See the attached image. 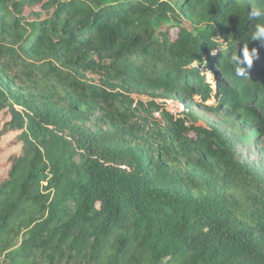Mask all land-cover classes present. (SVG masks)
Here are the masks:
<instances>
[{
    "label": "trees",
    "instance_id": "1",
    "mask_svg": "<svg viewBox=\"0 0 264 264\" xmlns=\"http://www.w3.org/2000/svg\"><path fill=\"white\" fill-rule=\"evenodd\" d=\"M249 5L264 0H0V143L18 149L0 264H264V179L223 132L156 102L213 94L211 111L264 136ZM191 6L199 26L182 20ZM244 44L257 57L241 77Z\"/></svg>",
    "mask_w": 264,
    "mask_h": 264
},
{
    "label": "rangeland",
    "instance_id": "2",
    "mask_svg": "<svg viewBox=\"0 0 264 264\" xmlns=\"http://www.w3.org/2000/svg\"><path fill=\"white\" fill-rule=\"evenodd\" d=\"M36 10H40V6L37 5ZM200 8L191 6L187 11V16H182V20L193 25L199 26L194 19L199 16ZM184 22V23H185ZM195 68L201 70L202 75L205 77L206 82L210 85L211 89L215 87V75L213 71H208L204 67H199L198 64H194ZM136 100L145 99L137 96H133ZM194 102H182L176 97L167 99H156V102L162 106V109L169 112L175 117L182 118L188 124H195L205 128H216L228 136L232 141L233 150L239 156L240 160L251 167L259 176L264 179V136L257 135V128L246 127L242 124V120L236 119L234 115L226 114L224 111L214 112L208 107L213 106L215 98L212 97L203 103L201 97L193 96ZM154 120H160V113H154ZM2 120V114H0V122ZM108 136H111V140L115 143L120 141L126 142L130 135V131L109 128L107 132ZM14 136L4 137L0 143V179L5 174L6 160L18 149H11L7 147V144L13 140ZM42 185L45 182L42 181ZM15 251V248H14ZM13 251V252H14Z\"/></svg>",
    "mask_w": 264,
    "mask_h": 264
},
{
    "label": "clouds",
    "instance_id": "3",
    "mask_svg": "<svg viewBox=\"0 0 264 264\" xmlns=\"http://www.w3.org/2000/svg\"><path fill=\"white\" fill-rule=\"evenodd\" d=\"M246 14L249 20H261V18H264V8L249 5L246 8ZM253 29L248 40L264 44V23H256ZM240 53V55L233 57V61L236 65V74L242 77L248 72V69H250L253 64V60L257 57V49L253 48L249 51L247 44H244L240 49Z\"/></svg>",
    "mask_w": 264,
    "mask_h": 264
}]
</instances>
